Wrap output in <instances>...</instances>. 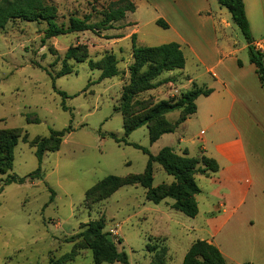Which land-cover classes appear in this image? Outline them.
<instances>
[{
  "label": "rangeland",
  "instance_id": "rangeland-1",
  "mask_svg": "<svg viewBox=\"0 0 264 264\" xmlns=\"http://www.w3.org/2000/svg\"><path fill=\"white\" fill-rule=\"evenodd\" d=\"M119 1L47 0V3L57 8V23L67 25L73 16L89 18L90 24L99 23L111 4ZM136 10L135 14L127 13L112 30L72 33L46 42H43L47 29L44 22L15 20L0 33V130L21 129L13 169L0 174V264H49L51 259H59L74 249L78 255L68 264H94L89 242L73 237L81 232L83 224L100 218L105 219V232L110 233L118 250L126 253L129 264H182L191 244L206 238L203 220L197 217L199 213L195 218L174 208L163 213L167 205L148 201L142 186H124L94 205L85 202L86 192L106 177L144 173L148 155L129 144H138L152 155L169 144L166 138L151 143L147 126L125 137L123 116L117 110L123 87L129 83L128 68L133 63L128 34L137 29L140 46L173 42L169 28L157 24L153 9L136 6ZM129 19L136 20L138 26L126 29ZM231 31L239 46L247 43L234 23ZM117 34L124 36L121 42V38L110 39ZM77 46L87 47L88 60L83 63L70 60L72 73L54 79L63 68L67 51ZM183 53L185 68L164 73L157 80L159 85L167 80L175 84L170 79L175 77L181 93L188 91L185 75L202 76L187 49ZM248 53L243 51L241 58H248ZM109 54L118 58L119 74L98 82L101 72L91 70L89 60L100 62ZM195 83L207 88L200 85V80ZM172 87L166 83L140 94L133 112L168 100ZM59 91L68 98H63ZM201 101L205 100H199L202 113ZM178 116L179 111H173L167 119L175 122ZM28 117L40 122L29 123ZM69 126L72 131L64 137L60 150L47 152L40 165L33 141L48 138L52 131H63ZM252 133L259 140V132L254 129ZM39 167L42 178L24 184H5L11 177H27ZM172 181L173 177L156 164L153 186ZM51 191L55 193L53 201ZM249 251L259 255V249Z\"/></svg>",
  "mask_w": 264,
  "mask_h": 264
},
{
  "label": "crops",
  "instance_id": "crops-1",
  "mask_svg": "<svg viewBox=\"0 0 264 264\" xmlns=\"http://www.w3.org/2000/svg\"><path fill=\"white\" fill-rule=\"evenodd\" d=\"M130 1L138 8L153 9L154 19L169 25L171 41L183 51L187 49L202 70L199 78L185 75V89L191 90L200 80V85L213 90L210 96L197 99V112L179 126L175 138L172 133L158 140L166 138L169 144L163 147H172L179 155L186 150L190 157L205 155L219 164L217 173L196 176L201 189L196 196L197 217L203 220L206 232L201 240L218 247L226 264H264V88L250 56H240L248 44L239 46L233 39L231 14L218 0ZM244 4L253 45L264 46V0H244ZM127 24L126 29L138 26L133 19ZM136 32L134 29L128 38ZM170 79L175 84L169 82L174 89L169 98L181 95L178 80ZM168 199L161 202L167 205L163 213L173 209L175 201L168 203ZM257 249L256 256L249 251Z\"/></svg>",
  "mask_w": 264,
  "mask_h": 264
},
{
  "label": "trees",
  "instance_id": "trees-1",
  "mask_svg": "<svg viewBox=\"0 0 264 264\" xmlns=\"http://www.w3.org/2000/svg\"><path fill=\"white\" fill-rule=\"evenodd\" d=\"M221 7L231 14L233 23L240 29L248 44L251 62L256 66V72L264 88V55L255 50L249 21L247 19L244 0H218ZM136 5L130 0H120L112 3L104 14V19L95 24L89 23V18L81 19L71 17L67 25H59L56 21L57 8L48 4L47 0H0V33L9 22L22 20L26 22H44L47 24L43 42L54 37L81 33L86 31H102L114 29V24L123 20L127 13H135ZM157 24L164 29L169 25L158 19ZM122 38V36L110 37ZM137 34L131 35V56L133 63L129 66V83L123 87L121 105L117 109L123 116V128L125 137H129L134 131L147 126L151 143L157 142L163 135L174 133L178 127L190 116L197 112L196 101L199 97H208L213 93L212 89L199 87L193 83L191 90L168 100L159 101L150 108H143L140 112H133L136 106V98L145 92L158 88L165 83L157 82L159 77L167 72L183 70L186 66V58L180 44L171 42L155 47L140 46L137 43ZM89 58L86 46L70 48L65 54L62 70L54 77L59 78L72 73L68 62L75 60L79 63ZM119 60L114 54H109L100 62L89 60L91 70L101 72L98 82L118 76ZM63 98H68L65 92L59 91ZM64 109H67L64 106ZM173 111H180V117L175 123L166 119V115ZM29 123H39V119L30 120ZM72 131V127L63 131H52L48 138H37L33 141L35 155L41 165L47 152L59 151L64 137ZM21 129L0 130V174H6L13 169L15 148L18 145ZM27 136V135H26ZM116 141L121 142L115 135H111ZM142 150L148 155V162L144 173L129 175L127 177L109 176L86 192L85 202L91 205L108 199L124 186H142L146 189V199L154 204H160L167 198H172L175 203L173 208L181 211L190 218H195L199 213L196 196L201 189L196 181L197 175L209 176L217 173L220 169L215 159L205 155L201 157H190L185 150L179 155L171 147H164L157 155H152L147 149L138 144H129ZM159 164L163 170L174 178L172 184H161L153 186L154 165ZM42 178V170L39 167L27 177L17 176L9 178L5 184H24L28 180L34 181ZM51 201L54 200L53 191ZM106 221L104 218L91 220L81 227L73 240L82 238L89 242L94 264H114L120 262L129 264L126 253L120 252L115 240L110 233L105 232ZM119 242L122 240L119 239ZM149 252H151L149 250ZM78 253L76 249L63 255L59 259H51L49 264H68L75 260ZM166 251H163V257ZM164 264V262L160 263ZM182 264H226L225 257L218 247L205 241H195L186 253Z\"/></svg>",
  "mask_w": 264,
  "mask_h": 264
},
{
  "label": "built area",
  "instance_id": "built-area-1",
  "mask_svg": "<svg viewBox=\"0 0 264 264\" xmlns=\"http://www.w3.org/2000/svg\"><path fill=\"white\" fill-rule=\"evenodd\" d=\"M254 48L259 53L264 54V46L262 44H260V43L259 44H255Z\"/></svg>",
  "mask_w": 264,
  "mask_h": 264
}]
</instances>
